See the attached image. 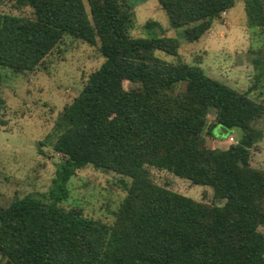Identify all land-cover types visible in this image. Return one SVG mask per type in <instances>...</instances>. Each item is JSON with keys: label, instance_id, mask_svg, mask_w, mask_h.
Here are the masks:
<instances>
[{"label": "trees", "instance_id": "trees-1", "mask_svg": "<svg viewBox=\"0 0 264 264\" xmlns=\"http://www.w3.org/2000/svg\"><path fill=\"white\" fill-rule=\"evenodd\" d=\"M32 16L0 11V66L32 70L71 35L98 44L103 61L64 106L54 151L63 156L52 201L34 194L0 207L4 264H264V170L250 164L260 137L252 124L264 103L207 75L199 65L166 62L173 36H132L127 0H14ZM173 27L197 40L234 0H158ZM249 26L264 24V0H245ZM148 21L146 25H157ZM127 81L137 86L127 87ZM179 85H181L179 87ZM239 127L226 148L203 131ZM1 108V104H0ZM91 164L128 176L113 222L65 209L67 179ZM146 164L209 185L213 205L154 183Z\"/></svg>", "mask_w": 264, "mask_h": 264}, {"label": "rangeland", "instance_id": "rangeland-1", "mask_svg": "<svg viewBox=\"0 0 264 264\" xmlns=\"http://www.w3.org/2000/svg\"><path fill=\"white\" fill-rule=\"evenodd\" d=\"M127 1L132 36L166 35L178 39L176 55L156 50L158 57L170 63L199 65L207 75L240 91L251 87L250 95L264 103V24L248 25L245 0H234L195 41L186 39L184 26L170 24L158 0ZM0 11L33 15L30 6H17L14 0H0ZM148 21L158 24L148 26ZM103 59L98 44L65 35L32 70L16 71L0 66V207L25 194L52 201L63 160L53 149L59 132L58 116ZM126 86L135 87L137 82L127 81ZM206 117L203 136L207 146L224 149L241 137L239 127L221 125H215L209 135L207 130L215 118L213 107L208 108ZM252 124L260 131V137L251 148L250 164L264 170V115ZM146 167L150 179L158 185L208 205L222 202L209 185L193 183L166 168L149 164ZM130 181L128 176L87 164L67 179V195L58 204L111 223L126 194L124 184ZM259 229L264 233V227ZM0 264L4 261L0 260Z\"/></svg>", "mask_w": 264, "mask_h": 264}]
</instances>
